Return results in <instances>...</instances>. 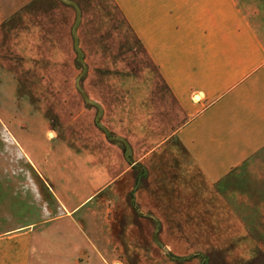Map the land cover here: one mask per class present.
<instances>
[{"label": "crops", "instance_id": "0c3cea01", "mask_svg": "<svg viewBox=\"0 0 264 264\" xmlns=\"http://www.w3.org/2000/svg\"><path fill=\"white\" fill-rule=\"evenodd\" d=\"M75 48L82 76L71 71ZM11 83L98 84L102 114L109 101L118 110L130 103L143 127L120 134L136 148L135 164L157 173L175 155L179 163L178 207L143 210L156 236L175 222L181 243L211 262L264 264V0H0V85ZM7 112L36 116L35 108ZM40 133L49 143L58 135L52 127ZM0 149V264H124L113 233L104 238L102 229L116 233L120 209L128 217L139 191L132 178L124 194L133 201L120 193L102 200L105 167L95 174L89 166L105 165L108 144L99 163L38 150L10 131ZM109 149L124 160L120 145ZM138 240L156 245L144 234Z\"/></svg>", "mask_w": 264, "mask_h": 264}, {"label": "rangeland", "instance_id": "374dc122", "mask_svg": "<svg viewBox=\"0 0 264 264\" xmlns=\"http://www.w3.org/2000/svg\"><path fill=\"white\" fill-rule=\"evenodd\" d=\"M13 48L18 50L17 46ZM75 50L76 63L71 71L76 73L78 70H82L80 74L82 76L85 72L82 51L78 48H75ZM26 56L28 57L29 53ZM63 56L64 54L61 53L56 54V60L57 58L61 60ZM18 60L10 61L18 64ZM20 61L25 62L22 59ZM65 63L62 61L57 66L60 67L62 73L69 72L70 74V68L66 70ZM44 69L47 68H43L42 71ZM32 81L34 83L35 79H32ZM39 81L44 83L45 80L41 79ZM11 84L13 85H0V147L2 137L10 131L18 141L26 143L27 145L35 144L38 150L41 147L48 146L50 149L57 151H69L78 161L80 159L92 158L96 159L95 163H99L102 160V143L108 144L105 165L91 164L89 166L91 172H96L95 174L102 173L99 166H102V168L103 166L105 167V176L102 178V187L104 190L102 200L106 196L117 200V193H120V195H123V198L125 197L128 200L129 194L127 196L124 192L130 187L131 179L134 178L135 186L139 191V205L132 208L128 217H126L124 209H120L123 212L119 214L118 221L113 224V228L115 226L117 228L119 227L116 233L111 228L109 230L102 229V237L104 238L108 239L111 233H113L114 241H116L117 245L119 243L121 253L123 254L122 262L124 264L221 263L208 260L205 255L200 254V251L196 250L192 243L182 244L179 239L180 230L175 222H168L167 226L160 231L159 236L155 234L157 228L153 232V223L156 224V222L145 217L148 214L143 213V210L150 206L157 210L166 204H172L176 205V208L178 207L180 181L177 169L179 163L175 155L170 164H161L157 173H148L146 172V167L135 164L137 150L136 148L131 150L129 144H127L120 134V132L125 131L128 127H130L129 131H134V135L142 129L143 117L141 114H137L138 111L135 107H132L129 103V105L118 110L116 104L114 105L113 101V103L109 101L108 110L102 114V86L95 83L90 85L76 84L75 86L38 83V85ZM11 89L24 94V97L19 101L11 100L9 97V90ZM72 92H75V95H70ZM38 93L42 94L41 98L44 99L36 102L35 98ZM10 108L26 110L35 108L36 116L26 118L23 114L22 116L18 113L9 114L7 110ZM74 117L77 119L71 122ZM26 119L30 124L24 123ZM21 121V124L26 125L24 130H21V127H19ZM70 123L71 125L68 127ZM104 123H107V125L113 128L116 126L117 132L110 133ZM51 127L58 134L57 138L52 142L53 144L45 141L40 133L41 130L44 133V129L46 130ZM102 132L106 135L105 139L102 137ZM42 143L44 144L42 145ZM112 145H120L122 147L124 160H121L118 155H115L116 150L113 149L110 151L109 148ZM147 145L148 143L141 150H145ZM168 147L169 145L158 150V154L163 155ZM177 152L178 150H176V154ZM127 164L134 166L133 171L126 177L113 182V178L120 174ZM129 200V202L133 201V192L130 194ZM174 215L177 216L176 213ZM102 223H104L103 227L110 225L109 220L105 219L103 213ZM119 232L121 235H118ZM143 234L149 243L153 241L156 245H141L139 244V240L138 242H134V239L141 238ZM125 236H127L128 242L125 241ZM153 248L157 249L153 250ZM157 250L161 252L162 256H158Z\"/></svg>", "mask_w": 264, "mask_h": 264}]
</instances>
